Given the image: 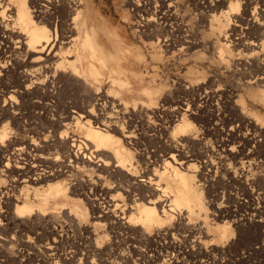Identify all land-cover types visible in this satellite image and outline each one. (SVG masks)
I'll return each mask as SVG.
<instances>
[{"label": "rangeland", "instance_id": "rangeland-1", "mask_svg": "<svg viewBox=\"0 0 264 264\" xmlns=\"http://www.w3.org/2000/svg\"><path fill=\"white\" fill-rule=\"evenodd\" d=\"M76 1L80 2L81 15L85 14L89 23L86 29L82 28L83 36L85 33L89 38L94 36L109 55L107 63L118 65V69L112 72V80L106 73L95 83L86 80L89 87L99 92L109 89V96L121 103V108L131 112L155 106L171 111L178 101L192 106L191 132L203 140L194 141L189 154L196 169L204 174L203 177L196 176L195 182L203 196L205 210L201 216H196L184 207L164 213L156 207L159 218L154 224L157 227L149 229L141 224L126 229L107 220L100 221L101 227L93 225L97 222L92 220L94 206L85 195L96 198L99 203L104 197L111 198L122 206L128 204L126 197L129 194L131 199L138 200L137 204H145L144 197L148 193L135 185L136 179L148 167H144L146 159L153 160V155L161 157L164 154L159 148L163 135L149 132L147 128L142 130L138 145L123 143V148L131 156L130 165L106 160L109 164L112 162L110 173L95 171L94 176H103V181L92 179L99 188L105 189L107 194L104 196L80 187L79 183L72 186L70 179H77L75 175L71 178L54 176L45 183L25 187L26 179L5 167L6 152L0 150L1 196L12 200L14 205L27 204L43 214L41 218L26 219L30 225H24L23 229L0 230V239L16 240L0 242V264H264V101L253 95L264 89V0H153V9L148 16L156 18L160 26L154 32L146 29L142 33L144 36L136 32L139 29L136 21L148 17V0ZM130 2L144 4V7L138 11ZM232 4L238 5V10L232 11ZM181 28L189 35L179 32ZM183 36L194 47L188 48ZM112 40L128 47L131 53L121 56L113 49ZM161 41L171 49L165 46L151 54L148 43ZM224 43L228 49L221 54L220 47ZM79 75L84 78L83 73ZM249 80L255 83L248 86ZM14 85L15 76L10 72L0 79V105L3 106ZM74 88L78 89L74 85L67 86L69 92L62 94V100L55 105L54 100L36 99L33 102L42 103L36 108L30 101L18 99L21 102L19 112L0 114V136L5 140L22 137L36 141L50 139L52 128L46 119L53 118L55 112L66 117L71 111L66 109L69 107L80 110L79 103L83 98L73 95ZM86 103V100L82 101V104ZM43 104H50L48 110L42 107ZM55 106L61 111H56ZM240 114L248 115L255 123L243 124L236 118L241 117ZM125 121L130 123L132 120ZM126 126L128 124L125 125L127 131H133ZM225 128L233 129V135L224 137L232 154L222 165L216 160L219 150L216 139ZM177 136L175 139H181ZM66 148L67 145L59 146L45 153L64 152ZM206 160L211 168L202 169ZM9 164L16 165L13 161ZM115 165H118L116 169ZM150 169L157 184L166 188V181L157 178V165ZM84 175L90 176L88 172ZM239 180L247 183L245 188ZM57 182L65 184L69 201L55 200L49 201L47 206H37L35 192L38 197L43 196L46 187H54ZM218 205L222 207V213L217 212ZM73 209L85 211L81 226L71 223L81 222L76 221L79 218ZM54 214L56 218L51 216ZM69 214L73 220H69ZM184 223L186 228L192 227L195 232L189 234ZM223 223L230 226V233L220 239L218 228ZM156 229L160 232L154 233Z\"/></svg>", "mask_w": 264, "mask_h": 264}, {"label": "bare ground", "instance_id": "bare-ground-1", "mask_svg": "<svg viewBox=\"0 0 264 264\" xmlns=\"http://www.w3.org/2000/svg\"><path fill=\"white\" fill-rule=\"evenodd\" d=\"M130 3H134V7L138 11L144 7V4ZM146 5L149 7L146 12L148 16L153 9V0H148ZM79 6L80 2L76 0H31L29 3L27 0H0V79L8 72L15 76V88L9 91L3 106L0 105V114L2 112L13 111L14 115L16 114L15 111L19 112L21 110V102L19 103L18 99L23 102L25 100L30 101L29 103L33 104V106L35 105V107L42 104L38 101L33 102L36 99L54 100L53 103L55 105L60 99L62 100L60 98L62 94L66 95V87L69 85L78 87L77 90L74 88L76 91L73 92V95L83 98L81 99L82 101H87L86 104H82V101L81 104L79 103V111L72 110V107L67 106L69 104L67 102L66 106L69 108L66 109L71 111L66 117H61L56 112L53 118L46 119L44 117L48 120L49 127L52 128L50 139L36 141L22 137L5 140L4 137L0 136V150L6 152L5 167L12 173L25 178L27 181L25 182L27 185L24 184L25 187L37 185L41 182L45 183V180L48 181L49 178L54 176L71 178L75 175L77 179H70L72 186H77V183H79L80 187L83 186L84 189L93 190L96 194H98L97 192L102 193L104 196L107 194L105 189L99 188L92 179L95 177V180L97 178L98 181H103V176L100 174L94 176L95 171H99L97 173H101L102 171L108 173L109 167L112 168L110 166L112 162L109 164L106 160L115 161L124 166L130 165L131 156L123 148V143L132 145L134 142L138 145L142 130L147 128L149 132H155V134L157 132L163 135L161 144H159L160 142L158 144L161 146L159 148L164 154L161 157L153 155V160L146 159L144 167H148L136 179L135 185L140 189H145L148 193L144 197L145 199L142 197L145 204H137L138 200L131 199L129 194L126 197L128 204L122 206L118 205L117 201L115 202L111 198L104 197L101 203H99L96 198L85 195L87 201L89 200L94 206L92 220L97 222L93 225L101 227L100 221L107 220L114 222L113 225L126 229H130L128 226L132 225L133 227H139V224L145 226L147 229L157 227L155 226L157 224H154L158 223L157 220L156 222L154 220L159 218L156 207L161 209V213L166 211L172 212L175 209L184 207L196 216H201L205 210V206L201 191L195 182V177H203L204 174L202 170L198 171L196 169L197 167L194 164L192 155L189 154V149L194 141L202 142L203 138L191 132L192 127L189 118L193 114L192 106L178 101L177 106L172 108L171 111L164 107L155 106L148 110H133L131 112V110L127 111L124 107L121 108L122 104L109 96V89L105 92H99L97 89L93 90L89 87L86 80H89L90 83H95L106 73L110 78L114 69H118V65L107 63L106 58L109 55L105 53V48L99 46L94 36L89 38V34L87 35L86 33L83 36L84 30L82 31V28L86 29V25L89 23L86 15H81ZM238 8L236 4L231 5L232 11H236ZM136 24L139 28L136 31L139 36H144L142 33H145L146 29L150 28L154 32L160 26L157 19L151 15L136 21ZM183 29L181 28L178 31L182 32L185 30ZM184 32L188 34V31ZM152 34L153 36L156 35L155 33ZM183 37L185 38L183 42L188 45V48L194 47L193 43L187 41L186 36ZM225 45L226 43L220 47L221 54L225 53L228 49V46ZM112 46L123 57L131 53V50L128 47H122L119 41L112 40ZM165 46L171 49L170 45L162 44V41L148 43V49L151 51V54L159 52L161 47ZM178 51H182V49H178ZM4 59H7V62ZM81 73H83L84 78L79 75ZM110 80L112 79L110 78ZM254 83V81L249 80L246 84L252 86ZM253 95L264 101V89H259ZM63 97L65 98V96ZM149 99L152 100L151 97ZM61 105L63 104L61 103ZM47 106H50V104L42 105L44 109L48 110ZM54 108L58 112L61 111L57 109L59 108L58 106ZM135 113L138 114L135 115ZM144 113L147 115L145 119ZM240 116H236V118L243 124H252L254 122L253 118L248 115L240 114ZM151 118H155L154 121L151 122ZM125 119L132 121L126 123ZM126 124L133 131H127L125 129ZM134 132L138 135L132 136L131 134ZM111 133L118 135V137H115ZM229 134L233 135V129L225 128V130L218 133L219 136L216 139L219 148L216 160L222 165L227 160V157L232 154L231 148H228L229 142L224 138ZM176 136L178 138L181 137V139H175ZM65 145L68 148L64 152L51 151V153H45L46 151L49 152L52 148L65 147ZM204 158L202 157V159ZM10 161H13L16 165L11 166L9 164ZM208 163V160L204 161L202 169L211 168V164ZM154 165H157L159 170L157 178L160 177V179L166 181V188L164 189L157 184L155 175L151 174L150 168ZM117 166L115 165L114 169ZM86 172L90 176H85ZM194 173H197V175ZM14 176L16 177L17 175ZM241 178L243 179V177ZM73 181H76L75 184H73ZM239 183L240 185L243 184L244 186L242 187L244 188L247 185V183L245 184L241 180H239ZM46 188L43 196L38 197L37 192H35L37 201L39 202L37 206L44 207L47 206L49 201L55 202V200H62V202L69 201L65 194L67 191L65 184L57 182L54 187L49 186ZM118 189L115 190L118 191ZM2 197L4 196L0 194V230L7 231L12 227L23 229V226L27 224L26 219H30L33 216L37 218L43 217V214L30 205H19L18 203L14 205L11 202L12 200ZM75 210L73 209L79 218L76 221L81 222L71 223H74V226H81L85 211ZM217 212L222 213L220 205L217 206ZM51 216L55 217V214ZM70 216L72 215L69 214L67 216L71 218L68 219L73 220ZM221 218L224 217L221 216ZM183 226L186 228L187 224ZM186 229H188L189 234L194 231L192 227ZM158 232H160V229L154 230V233ZM218 233L219 238L224 239L230 233V226L223 223L218 228ZM8 241L7 239H0L1 243ZM15 241L11 238L9 242ZM9 253L11 255L14 254Z\"/></svg>", "mask_w": 264, "mask_h": 264}]
</instances>
